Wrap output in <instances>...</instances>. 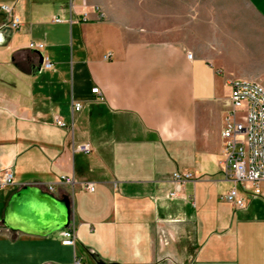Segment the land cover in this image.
Listing matches in <instances>:
<instances>
[{
    "label": "crops",
    "instance_id": "1",
    "mask_svg": "<svg viewBox=\"0 0 264 264\" xmlns=\"http://www.w3.org/2000/svg\"><path fill=\"white\" fill-rule=\"evenodd\" d=\"M241 78L264 86V0H0V264H264V180L237 208L220 164ZM25 185L69 197L73 246L3 225Z\"/></svg>",
    "mask_w": 264,
    "mask_h": 264
},
{
    "label": "built area",
    "instance_id": "2",
    "mask_svg": "<svg viewBox=\"0 0 264 264\" xmlns=\"http://www.w3.org/2000/svg\"><path fill=\"white\" fill-rule=\"evenodd\" d=\"M98 8V7H96ZM2 9L10 12L8 6ZM84 17L88 18V13L84 12ZM54 22H64L62 18L54 17ZM19 19L14 17L10 27L18 29ZM30 47L42 50L44 44L31 42ZM112 53L105 54V59H111ZM193 57L192 53L188 54ZM53 62L47 56H43L42 67L52 69ZM231 89L232 109L225 119L223 130V153L220 160L223 174L236 185L231 187L226 193V200L237 208H245L248 197H256L260 194L259 183L264 180V86L254 79H233L229 82ZM92 93H99V88H93ZM83 107L82 103H75V110L79 111ZM56 124L66 127L61 118H56ZM78 151L90 153L92 148L88 143H82L77 147ZM192 178V174L174 173V180L182 183ZM68 183L73 181V177L64 176L62 178ZM13 174L6 170L0 177V188L12 184ZM240 186V190L238 186ZM89 191H94L93 183L85 186ZM252 191V192H250ZM175 197L176 192L169 193ZM75 227L70 224L62 231L63 245L73 246L75 244ZM80 260L75 258L73 262L66 264H79Z\"/></svg>",
    "mask_w": 264,
    "mask_h": 264
},
{
    "label": "water",
    "instance_id": "3",
    "mask_svg": "<svg viewBox=\"0 0 264 264\" xmlns=\"http://www.w3.org/2000/svg\"><path fill=\"white\" fill-rule=\"evenodd\" d=\"M39 54L40 64H42L43 55ZM71 215V201L68 196L59 198L36 186L25 185L10 198L2 223L13 231L47 235L69 227ZM97 264L119 263L97 260Z\"/></svg>",
    "mask_w": 264,
    "mask_h": 264
}]
</instances>
